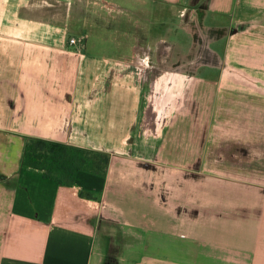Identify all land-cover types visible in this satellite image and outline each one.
Returning <instances> with one entry per match:
<instances>
[{
    "label": "crops",
    "instance_id": "obj_1",
    "mask_svg": "<svg viewBox=\"0 0 264 264\" xmlns=\"http://www.w3.org/2000/svg\"><path fill=\"white\" fill-rule=\"evenodd\" d=\"M116 1L100 22L86 0H0V264H264V154L214 155L264 150V0ZM151 1L214 14L213 46L228 31L210 65L166 57L176 100L155 116L147 68L103 53L140 43ZM29 137L107 152L106 173L44 178Z\"/></svg>",
    "mask_w": 264,
    "mask_h": 264
},
{
    "label": "rangeland",
    "instance_id": "obj_2",
    "mask_svg": "<svg viewBox=\"0 0 264 264\" xmlns=\"http://www.w3.org/2000/svg\"><path fill=\"white\" fill-rule=\"evenodd\" d=\"M86 1H89L90 9L95 12L94 16H92V14L87 11V14H89L88 18L90 19L93 17L96 21L101 22L105 19H112L115 16L120 15L119 12L123 11L122 6L116 0ZM203 2V4L205 5L207 3V0ZM149 3L151 5V9L150 11L146 12L148 15L144 12L138 17H134L133 19L135 20H131L134 36L138 33L140 43L134 42L132 44L130 42V44L127 41L129 45L124 49H121L123 47L122 45H119L118 48H114L111 43H108L103 47L106 51L103 53H129V59L132 60V63L129 64L137 66V68L140 70L145 67L147 68L149 79H151V93L146 92L145 94H143L142 99L149 103V105L155 109V113L152 114V116H155L157 114H162L166 107L171 105L176 100L175 97L170 96L166 101L176 75L174 73L161 69V66L164 65V62H166V57H172L174 63H178L177 61H181V59L193 60L192 65H190V69H196L207 64L210 65L212 61L219 60L218 56L222 55V52H224L225 45L223 46V43L225 40L223 39H225V37L227 36L228 31L226 27V30L222 34H220L218 38V47L213 46L214 38L211 31H209V26L206 24V22L209 20H215L216 18H214V14L211 13L210 15H208V11L202 10L206 13L202 16V18H198L197 15L191 13L188 14L187 19H183L180 15L182 13H178L177 10L172 11L168 9V5L164 3L155 1H151ZM195 3H199V0L188 1L189 6ZM65 9L66 7L62 10V12H66ZM228 21V17L223 19V22ZM74 33L77 32L74 31ZM72 36L70 34L66 35L68 42ZM159 38L162 40H159L156 44L155 42ZM133 41H137V39H134ZM93 47L96 48L97 46L95 45ZM167 49L171 50V52H166ZM217 63L218 62H216V65ZM139 140H141V138ZM249 148L250 147H248L247 149L250 150V152H248V154H245L243 152H239L234 147H225V144L221 143L215 148L214 155L216 157H224V159L226 160H233L235 158H243L242 156L253 157L255 155L264 154V150H261L259 148ZM234 150L236 152H234ZM119 238L120 234L118 231H116V234L114 235V242L116 243V246H118Z\"/></svg>",
    "mask_w": 264,
    "mask_h": 264
},
{
    "label": "trees",
    "instance_id": "obj_3",
    "mask_svg": "<svg viewBox=\"0 0 264 264\" xmlns=\"http://www.w3.org/2000/svg\"><path fill=\"white\" fill-rule=\"evenodd\" d=\"M109 159L107 152L41 137H29L22 153L24 165L38 168L44 178L64 185L71 184L79 171L104 176ZM119 242L120 238L116 246L113 240L109 248L110 253L119 251Z\"/></svg>",
    "mask_w": 264,
    "mask_h": 264
},
{
    "label": "built area",
    "instance_id": "obj_4",
    "mask_svg": "<svg viewBox=\"0 0 264 264\" xmlns=\"http://www.w3.org/2000/svg\"><path fill=\"white\" fill-rule=\"evenodd\" d=\"M69 41H70V42H75V38H74V37H71V38L69 39Z\"/></svg>",
    "mask_w": 264,
    "mask_h": 264
}]
</instances>
